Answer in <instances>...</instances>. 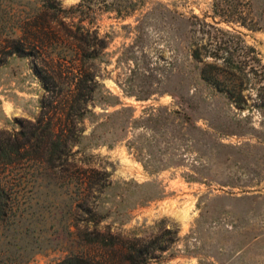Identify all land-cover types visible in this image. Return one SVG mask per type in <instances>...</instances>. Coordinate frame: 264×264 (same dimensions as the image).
Returning <instances> with one entry per match:
<instances>
[{
    "label": "rangeland",
    "instance_id": "1",
    "mask_svg": "<svg viewBox=\"0 0 264 264\" xmlns=\"http://www.w3.org/2000/svg\"><path fill=\"white\" fill-rule=\"evenodd\" d=\"M243 1L255 30L214 20L215 0H136L140 7L132 16L102 11L94 24L108 48L93 68L98 85L90 108L97 118L81 126L89 135L97 122L110 121L106 114L123 108H131L137 125L112 147L90 148L75 160L83 170L108 173L114 200L125 203L117 215L126 224L109 219L103 226L138 236L163 220L179 228L180 239L167 253L175 257L159 264H264V0ZM79 2L61 0L66 9ZM41 7L42 0H0V95L14 109L0 136L18 132L23 121L28 127L49 100L33 67L50 74L51 60L8 56L23 37L24 21ZM192 21L202 62L191 56ZM211 39L230 48L232 65L205 57L202 48L209 49ZM62 71V92H69L71 76ZM128 140L135 143L132 151ZM140 160L161 171L147 172ZM21 171L30 183L14 217L0 225V262L57 264L74 252V224L85 223L82 211L73 209L77 190L54 181L47 187V173L27 165ZM131 181L158 198L142 202L143 189L134 185V194H127Z\"/></svg>",
    "mask_w": 264,
    "mask_h": 264
},
{
    "label": "trees",
    "instance_id": "2",
    "mask_svg": "<svg viewBox=\"0 0 264 264\" xmlns=\"http://www.w3.org/2000/svg\"><path fill=\"white\" fill-rule=\"evenodd\" d=\"M134 1L136 0H80L77 5L66 9L61 0H42L39 12L24 21L23 37L18 44L13 43L8 52V56L33 58L34 61L41 60L46 64L50 59L53 68H50L51 72L48 74L47 69L33 65L46 94L50 95L48 101L45 99L41 103L40 116L34 122H28V127H24L26 121H23L18 132L8 131L0 136V225L14 217L21 194L30 183L26 182L25 173L19 175L23 173L21 170L25 165L37 170L38 175L46 172L45 179L50 178L47 187L53 181L72 186L78 193L73 209L82 211L85 223L74 224V252L57 264H159L167 259V255L175 257V254L167 253L178 243L180 231L177 226H169L165 220L145 236L126 234L121 229L113 231L111 224L103 226L109 219L120 226L126 224L117 215L125 203L114 200L115 197L110 192L113 184L108 173H101L93 168L83 170L75 160L77 154L90 148L99 145L112 147L115 142L127 138L130 129L137 125L129 114L131 108H123L106 114L111 122H97L89 135H85L86 129L81 126L88 117L92 123L97 118L90 108L95 104L98 85V73L93 68L108 48L106 38L100 37L98 28L94 29L98 12H113L117 18L126 19L140 7ZM248 3L243 0H215L212 18H219V23L226 25H239L255 30L253 25L256 23L243 8ZM75 18L78 22L72 20ZM194 18L198 19L197 16L191 19ZM67 19L72 21L66 23ZM249 23L252 25L249 26ZM191 26V56L195 61L202 62L201 47L197 46L196 40V24L192 21ZM137 29L142 28L138 25ZM213 42L212 39L209 41V49L208 46H203L202 49H206L205 57L224 59L226 64L232 65L230 48ZM65 67L68 69L67 74L71 76L69 92H62L65 75L62 70ZM207 67L213 65L207 64ZM202 77L212 84L206 72L202 73ZM118 104L119 102L112 103ZM172 114H177L186 122L191 121V116L182 111H174ZM134 144L133 140L127 141L129 151L134 149ZM140 162L151 174L161 171V167H154L143 160ZM9 167L15 171L8 172ZM9 173L13 174L11 181L7 178ZM128 184L130 187L126 192L129 195L135 192L132 185L143 189L141 193H144L145 200L142 199V202L158 198L134 181ZM107 199L111 200L109 204L106 203ZM127 202L130 203L131 200ZM0 264L15 263L9 258Z\"/></svg>",
    "mask_w": 264,
    "mask_h": 264
},
{
    "label": "crops",
    "instance_id": "3",
    "mask_svg": "<svg viewBox=\"0 0 264 264\" xmlns=\"http://www.w3.org/2000/svg\"><path fill=\"white\" fill-rule=\"evenodd\" d=\"M7 97V95H0V127L4 126V124L9 121V119L11 118V111H14L11 105L12 103Z\"/></svg>",
    "mask_w": 264,
    "mask_h": 264
}]
</instances>
